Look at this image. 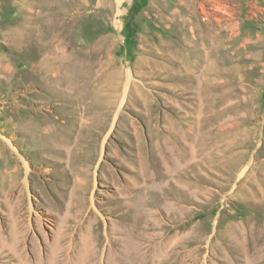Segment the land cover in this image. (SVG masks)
<instances>
[{"label": "rangeland", "instance_id": "374dc122", "mask_svg": "<svg viewBox=\"0 0 264 264\" xmlns=\"http://www.w3.org/2000/svg\"><path fill=\"white\" fill-rule=\"evenodd\" d=\"M114 1L0 0V264H264V0Z\"/></svg>", "mask_w": 264, "mask_h": 264}, {"label": "bare ground", "instance_id": "6f19581e", "mask_svg": "<svg viewBox=\"0 0 264 264\" xmlns=\"http://www.w3.org/2000/svg\"><path fill=\"white\" fill-rule=\"evenodd\" d=\"M86 1V0H85ZM117 1V0H116ZM87 3V2H86ZM85 4V3H84ZM101 4H104V5H107V9H109V12L107 13L106 17H107V20L108 21H117V19L121 16V12H120V7H117L116 4H115V1L114 0H99L98 2V5H101ZM120 5V4H119ZM103 6V5H102ZM98 9V8H97ZM99 10V9H98ZM96 12V11H95ZM95 12L93 11L91 14H95ZM88 15V14H87ZM98 15V14H97ZM104 17V18H106ZM115 25L117 24L116 22L114 23ZM67 25V24H66ZM68 27V26H67ZM69 30V29H68ZM63 35V34H62ZM60 36V35H59ZM66 48V47H65ZM64 59V58H63ZM71 60V59H70ZM68 61V60H67ZM194 63V62H193ZM70 65V64H69ZM68 65V66H69ZM75 67V66H74ZM68 69V68H67ZM81 69V68H80ZM73 70V69H72ZM44 71V70H43ZM47 71V70H46ZM87 71V70H86ZM85 71V72H86ZM48 72V71H47ZM50 72V71H49ZM67 72V71H66ZM72 72V71H71ZM91 72V71H90ZM43 73V72H42ZM52 73V72H51ZM73 73V72H72ZM75 73V71H74ZM89 73V72H88ZM86 73V74H88ZM119 74V73H118ZM43 75V74H42ZM45 75V74H44ZM50 75V73H49ZM79 75V74H78ZM40 76V74H39ZM47 76V75H46ZM87 76V75H86ZM191 76V77H190ZM42 78V77H41ZM188 78V77H187ZM189 78H190V81L192 79V74H189ZM43 79V78H42ZM185 79V78H183ZM45 80V79H43ZM121 80H123V78H121ZM184 81V80H183ZM185 81L189 82V79H185ZM52 82V81H51ZM119 82V81H118ZM43 83V81H42ZM61 83V82H60ZM122 83L123 81H121L120 83H118L117 85V91H121L122 90ZM62 84V83H61ZM48 87V86H47ZM52 87V86H51ZM50 88V87H49ZM53 89V88H52ZM112 90V89H111ZM110 90V91H111ZM114 90V89H113ZM89 92V90H88ZM86 93V91H85ZM111 93V92H110ZM113 94H107L106 97H105V100H106V103H108L110 106L114 107L116 106L117 102H119L118 100H115V95H114V92H112ZM100 94V93H99ZM86 95V94H85Z\"/></svg>", "mask_w": 264, "mask_h": 264}]
</instances>
